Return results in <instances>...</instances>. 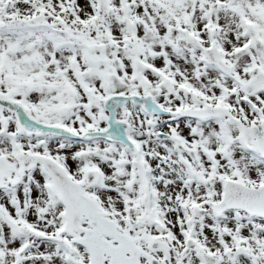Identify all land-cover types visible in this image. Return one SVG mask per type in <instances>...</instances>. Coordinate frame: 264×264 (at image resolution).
Returning a JSON list of instances; mask_svg holds the SVG:
<instances>
[{
  "label": "snow or ice",
  "instance_id": "snow-or-ice-1",
  "mask_svg": "<svg viewBox=\"0 0 264 264\" xmlns=\"http://www.w3.org/2000/svg\"><path fill=\"white\" fill-rule=\"evenodd\" d=\"M0 264H264V0H0Z\"/></svg>",
  "mask_w": 264,
  "mask_h": 264
}]
</instances>
